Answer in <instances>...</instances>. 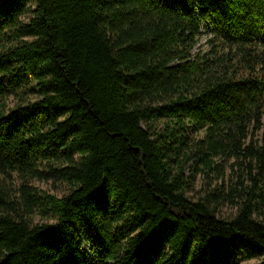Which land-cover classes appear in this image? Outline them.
<instances>
[{"label":"trees","instance_id":"trees-1","mask_svg":"<svg viewBox=\"0 0 264 264\" xmlns=\"http://www.w3.org/2000/svg\"><path fill=\"white\" fill-rule=\"evenodd\" d=\"M250 260L264 264V0H0V264Z\"/></svg>","mask_w":264,"mask_h":264},{"label":"rangeland","instance_id":"rangeland-1","mask_svg":"<svg viewBox=\"0 0 264 264\" xmlns=\"http://www.w3.org/2000/svg\"><path fill=\"white\" fill-rule=\"evenodd\" d=\"M212 36H210V34H208V32H205V34L201 37L199 45L194 49V55L198 54L199 51L201 50H206L208 49V44L207 41L209 40V38H211ZM29 100H35L34 97L30 98ZM16 100L12 99L11 101V105H15ZM224 163V167L226 170L225 173V183H226V191H228V185L233 184L236 182L237 180V173H238V168L235 167L234 171L232 170V165L234 163L233 160L225 158L224 161L222 162ZM188 175V174H187ZM204 184V178L202 177H197L194 184H192V196H197V194H199V192L202 189V186ZM34 186L46 191L47 193L51 194V195H56L57 197H63L67 194L70 193V188L65 185V184H60V183H53V182H49V183H42V182H35ZM236 209L231 205V204H225L224 206H222L221 208V215L223 217H231L233 214H235ZM45 222L43 220H41L40 218H36L35 223H42ZM85 249L90 253L89 251V247L86 245ZM91 254V253H90ZM259 260H250V261H241L239 264H258Z\"/></svg>","mask_w":264,"mask_h":264}]
</instances>
